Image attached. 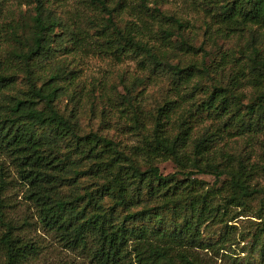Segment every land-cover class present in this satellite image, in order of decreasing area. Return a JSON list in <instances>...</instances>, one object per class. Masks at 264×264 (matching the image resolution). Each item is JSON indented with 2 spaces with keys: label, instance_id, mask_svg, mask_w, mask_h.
I'll list each match as a JSON object with an SVG mask.
<instances>
[{
  "label": "trees",
  "instance_id": "16d2710c",
  "mask_svg": "<svg viewBox=\"0 0 264 264\" xmlns=\"http://www.w3.org/2000/svg\"><path fill=\"white\" fill-rule=\"evenodd\" d=\"M94 1L107 16L99 31L103 42L98 44L110 52H141L153 64L167 69L175 80H187L194 64L180 66L163 61L160 47L146 38L152 32L151 26L157 25L155 33L167 43L165 46L206 54L201 45L194 46L180 33L188 27V21L157 6L149 8L145 0H140L137 7L128 6L126 0ZM33 2L35 13L24 36L25 44L8 57H0V92L12 86L20 72L25 73L27 83L19 96L9 95L0 101V156L10 161L27 187V197L34 204L41 226L65 248L86 255L94 264H208L200 250L231 243L227 221L235 217L230 214L232 207H248L250 199L262 194L255 216L261 219L257 224L260 227L252 235L251 248L257 245L258 262L263 264L264 184L251 187L250 181L256 170L264 175V157L255 167L214 148L218 126L193 137L191 118H196L197 112H206L223 118L224 125L254 134L264 125V93L243 105L236 92V79L228 86L212 83L194 112L188 109L173 117L174 101L166 100L152 115L149 131L140 108L124 97L132 109L134 128L142 135L140 144L127 153L111 138L96 131H81L72 112L66 115L59 110L57 100L65 90L59 83L63 80L60 69L36 84L41 79L36 68L41 58L54 50L53 30L60 21L43 0ZM203 2L209 18L207 28L216 26L220 34L229 36L254 26L264 30V0ZM122 11L130 17L120 25L114 16ZM251 45L246 61L253 71L251 80L258 85L264 81V55L253 42ZM230 59L227 52H222L219 62ZM197 70L200 74L209 72L205 66ZM262 147L264 156V142ZM166 160H172L178 170L161 174L157 162ZM142 164L146 166L143 169ZM176 174L181 178L177 179ZM196 174L227 176L228 181L225 187L206 189ZM83 177L89 183L77 193L78 181ZM4 183L0 174V220ZM65 185L72 186L67 194L61 190ZM221 223L223 229H218L217 239L212 242L206 237L207 229ZM0 244L5 255L3 264H25L36 248L30 239L13 235L10 226L1 235Z\"/></svg>",
  "mask_w": 264,
  "mask_h": 264
},
{
  "label": "rangeland",
  "instance_id": "374dc122",
  "mask_svg": "<svg viewBox=\"0 0 264 264\" xmlns=\"http://www.w3.org/2000/svg\"><path fill=\"white\" fill-rule=\"evenodd\" d=\"M111 1L113 3L115 0ZM139 1L126 0V3L128 6L137 7ZM43 2L52 15L60 21V25L55 26L53 30L54 50H51L48 56L42 57L36 68V72L41 77L36 84L39 85L51 72L60 69L63 80L59 83L65 90L57 100L59 110L66 115L72 112V119L76 121L81 131H96L111 138L127 153L132 151L131 147L140 144L142 135L140 130L134 128L131 119L132 109L127 105L124 97H129L131 103L140 108L146 117V130L149 131L152 115H155L157 108L166 100L174 101L173 117L184 110L187 113L188 109L194 112L196 103L210 91L212 83L228 86L236 79L238 82L236 92L241 95L243 105H247L257 94L264 93V81L258 85L252 82L253 71L249 68L250 63L246 61V54L252 46L251 42L260 49V55H264V30L254 26L225 36L216 32V26L207 28L206 23L209 22V18L203 11L205 7L203 0H145L149 8L157 6L168 14L188 21V27L179 30L180 33L194 46L201 45L206 51V54L202 51L193 53L182 51L173 45L165 46L167 43L155 33L157 25L151 26L152 32L146 38L149 39L150 44L160 47L163 61L180 66L194 64L195 68L191 70L189 78L187 80L181 78L179 81L175 80L167 69L153 64L141 52L115 54L106 50L105 46H100L98 43L102 38L99 31L103 18L107 16L94 0H43ZM34 7L33 0H0L2 59L25 44L24 36L32 24ZM128 17L130 15L126 11L114 16L120 25L124 24ZM173 30L178 32L175 28ZM175 37L174 35L172 39ZM222 52L230 55L231 59L228 62H219ZM216 63L217 67H215ZM203 65L208 67V74L198 72L197 69H203ZM24 75V72H20L12 86L1 90L0 101L9 95L19 96L27 89ZM262 104L264 118V96ZM191 120L193 137L200 131L213 130L218 126L220 130L214 148L234 154L246 165L257 167L262 163L264 125L252 134L248 130L239 131L234 126L224 125L223 118L208 116L206 112H197L196 118L192 117ZM187 151H190L189 147ZM157 166L163 175L178 170L172 160L158 161ZM145 167L144 164L141 165L142 169ZM0 174L5 181L1 194L3 207L0 237L10 226L13 235L30 239L34 243L35 252L25 264H94L86 255L65 248L52 232L41 226L34 204L27 197V187L18 179L10 161L1 156ZM195 176L203 182L206 189L225 187L228 181L227 176L219 178L209 174ZM176 178L180 179L181 176L176 174ZM78 183L79 188L76 191L81 193L82 187L89 183V179L80 178ZM263 184L264 175L256 170L250 186L259 188ZM71 187L65 185L61 190L67 194ZM261 197L262 194L255 195L249 200L248 207H232L230 214H235V217L227 221L228 225H231L229 229L231 243H226L224 246L218 244L214 250H200V256L208 264H259L257 245L253 250L251 247L252 235L260 227L257 224L261 219L255 216ZM218 229H223L222 223L207 229L206 237L215 242ZM263 239L264 233L261 242L264 241ZM4 261L5 255L0 244V264Z\"/></svg>",
  "mask_w": 264,
  "mask_h": 264
}]
</instances>
